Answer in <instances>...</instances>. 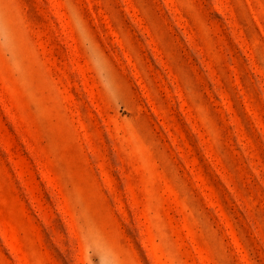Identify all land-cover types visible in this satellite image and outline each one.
Returning a JSON list of instances; mask_svg holds the SVG:
<instances>
[{
  "label": "rangeland",
  "instance_id": "374dc122",
  "mask_svg": "<svg viewBox=\"0 0 264 264\" xmlns=\"http://www.w3.org/2000/svg\"><path fill=\"white\" fill-rule=\"evenodd\" d=\"M264 264V0H0V264Z\"/></svg>",
  "mask_w": 264,
  "mask_h": 264
},
{
  "label": "clouds",
  "instance_id": "9594fccd",
  "mask_svg": "<svg viewBox=\"0 0 264 264\" xmlns=\"http://www.w3.org/2000/svg\"><path fill=\"white\" fill-rule=\"evenodd\" d=\"M96 264H110V258L108 256H98L96 258Z\"/></svg>",
  "mask_w": 264,
  "mask_h": 264
}]
</instances>
